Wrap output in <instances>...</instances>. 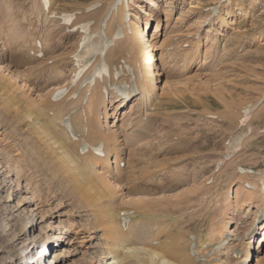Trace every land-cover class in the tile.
Here are the masks:
<instances>
[{
  "label": "rangeland",
  "instance_id": "rangeland-1",
  "mask_svg": "<svg viewBox=\"0 0 264 264\" xmlns=\"http://www.w3.org/2000/svg\"><path fill=\"white\" fill-rule=\"evenodd\" d=\"M110 1H57L76 15L74 21L80 17L79 22L93 24L90 27L86 24L87 29H80V34L68 33L62 24L52 26L45 22L42 19L45 8L36 9L42 6L40 0H0V57L1 47L9 43L8 39H16L13 50L6 53L9 68L0 64V93L7 92L22 100V107L33 99L34 106L53 99L58 103L73 102L90 118L93 130L100 117L92 115L91 110L98 105L103 112L105 104H109V122L98 125L102 133L104 129L123 140L118 164L113 160L101 169V155L95 150L92 153L96 173H103L104 182L97 179L105 196L93 206L86 205L82 196L92 190L86 192L88 187L84 190L83 172L90 175L84 152L75 147L80 172L65 171V165L53 157L55 154L50 150L47 153L44 139L38 138L33 126L17 118L21 109L12 108L0 95V166H3L0 187L5 185L0 192V264H25L27 259L36 258L46 244L52 247L44 264H49L47 257L56 251L62 255L56 264H114L105 258L108 235L93 212L119 209L131 210L133 214L136 210L146 211L160 217L168 214L172 223L182 224L186 229L190 226L195 235L208 238L205 247L198 249L207 264H236L245 256L248 228L264 204V0H127L131 16L126 22L128 29L138 27L148 36L151 44L148 50L154 55L153 74L159 70L157 91L149 107L140 103V94L126 104L123 100L113 101V86L129 81L135 72L137 81L138 64L144 70L150 60H145L146 51L136 53L129 48L135 35L128 40L123 29L122 37L114 38L121 20L119 14L112 17L111 11H107ZM91 3L95 5L83 9ZM215 6L223 14L228 9L237 12L227 24L215 25L217 34L208 33L211 21L206 15ZM103 16L106 21L103 36L100 33L88 40V34H97ZM77 27H80L78 20ZM82 37L91 44V52L96 55L100 52L107 60L111 71L107 81H92L96 57L90 59L86 54L80 63L75 61ZM41 51L43 56L38 54ZM80 54L83 55L79 52L77 58ZM83 62L88 63L87 71L81 74ZM78 70L76 83L72 84ZM110 87L112 91L107 96L104 90ZM58 88L67 90L56 96ZM10 108L16 109L18 115ZM237 108L241 112L245 108L253 110L249 121L231 119L238 113ZM227 109L232 111L230 117ZM243 115L240 113L239 119ZM41 118L46 120V116ZM249 125V134L226 157L227 142L240 137ZM98 146L102 153L105 141L87 142V148ZM58 166L65 172L59 171ZM241 167L247 170L242 171ZM9 170L12 176L4 182ZM18 178L22 184L18 192L29 203L13 215L18 209L16 196L12 195L19 188ZM134 180L138 184L140 181L139 190L142 187L146 190L131 193L128 187ZM9 195L14 205L13 201H6ZM10 203L13 206H8ZM42 215L44 220L40 222ZM29 220L37 222L34 228L27 227ZM216 229L230 233L231 239L221 250L212 252L215 243L224 238L210 241ZM92 233L95 240H90ZM258 236L253 237L255 250L250 264H264V242L256 244ZM57 237L62 240L57 241ZM202 241L196 242L198 247ZM236 249L240 251L237 256ZM34 262L38 263L39 257Z\"/></svg>",
  "mask_w": 264,
  "mask_h": 264
},
{
  "label": "bare ground",
  "instance_id": "bare-ground-1",
  "mask_svg": "<svg viewBox=\"0 0 264 264\" xmlns=\"http://www.w3.org/2000/svg\"><path fill=\"white\" fill-rule=\"evenodd\" d=\"M50 1H51V4L47 9L45 7H43L42 4H41L42 6H36V9L40 10L42 8L43 9L45 8V10H44L45 12L43 13L42 19L44 18L45 22L48 21L52 26L62 24L63 18H65L69 22H71V24L64 26L66 30L67 29L70 30L71 28L77 26V20H78V23L80 24L79 29H81L82 31H85V29H87L85 26L86 24H88V27L93 25V24L92 25L90 24V21H87V22L81 21L82 18H80V17H78V19L74 21V18L76 15L72 14V11L67 9L65 6H61V4H59L57 2L58 0H50ZM114 2H115V0H111L110 4L107 3V5H109L107 8V11H110L112 9V7H114ZM152 2H156V0H153ZM94 5H95V3H91L89 6L83 8V9H87V8L90 9ZM155 5H156V3H154L152 6H155ZM124 6L126 7V10H128V13H129L130 10L128 8V4L126 1L124 3ZM103 7H105V6H103ZM116 9L113 12H111V16L115 17V14H119L120 15L119 20H121V21H118L119 23H118V27H117V34L114 35V38H117L119 30L123 31V29L125 30L124 33L127 36L128 40L133 38V36L135 35L133 40H132L134 44L132 46H129V48L136 51V53H138V51H143V50L146 51L147 56L145 57V60L146 61L150 60V64L149 65L146 64L144 70L140 69V64H138V66H137L138 80L135 81L136 82V88L140 92L139 93L140 94V97H139L140 103L143 104L144 106L149 107V106H151L152 98L155 96L156 91H157V77L156 76L159 74L158 69L156 70V74H153L154 69L151 68V65L154 63L153 62L154 61V55L150 52V50H148V47L151 45L149 43L150 40H149L148 36L143 34V32H140V29L138 27H135V28L131 27V29H128V27H129L128 23L124 22V20H123L124 12H123L122 6H120L118 13H117ZM101 10H102V8H101ZM236 13L237 12L231 11L228 9V10H226V13L223 14L222 9H220L216 14H213V8H210L206 14L207 19H209L211 21V26L208 28V33L216 31L215 33L217 34V30H216L215 25L217 24L219 26H222V25L227 24L228 20L231 17L234 18ZM104 18H105V16H103L100 20V23L98 26L99 30L96 31L97 34L93 35V36L92 35L89 36V34H88L86 36L88 40L91 38L97 37V35L100 36V33L103 32L104 25H106L105 24L106 21H104ZM79 19H81L80 20L81 22H79ZM0 34H1V30H0ZM122 34L123 33H121V36H122ZM101 36H103V33L101 34ZM8 42L9 43H7L6 45H3L1 47L3 54H2V57H0V60H1L0 64H1L2 68H4V67L9 68V66L6 65L7 61L9 60V58L6 57V53L13 50L12 45H13V43L16 42V39H14V38L10 39L9 38ZM90 45L91 44H88V41L84 42L82 44L81 51H79L83 55L81 56V54H80V56H81V57L79 56L80 58H77L74 56L75 57L74 59H76L75 61L77 63H80L81 61L84 60L83 57L86 54H88L86 56H89L88 58H90V59H94V57H96L95 59H98V60H97V63L94 60L95 61L94 64H96V65L94 67L92 66V71H94L93 74H95V76L92 75L93 76L92 81L93 80L98 81L101 79H104L105 81H107L106 79L110 78V74H111L110 69H108V67H107V65H108L107 60L104 59L103 56H101L100 52H99V55H96V52H91L89 50L91 47ZM81 58H83V59H81ZM90 59H86V60L88 61ZM90 61H92V60H90ZM77 63H75V64H77ZM155 67L157 68L156 65H155ZM116 71H117V69H116ZM135 73H134V76L136 75ZM85 79H87V78H85ZM96 79H98V80H96ZM10 80H13V78L11 77ZM1 91H2V89L0 86V92ZM113 93H114V96H113L114 102H116L118 100L119 101L123 100V101H125L124 104H126L127 95L123 96L124 94L120 91H119V93H117L115 91V88L113 90ZM0 95H2V97H5L4 99L6 101H8L9 103H11L12 108L14 107V108L18 109V111L21 109L20 113H19V112H17L16 109L10 108L11 110H16L15 115L17 113H19V115L17 114L18 117L13 115V118L15 116L20 121L23 120L26 122V124L33 126V129L36 132V135L38 136V138H40V140L44 139V141L46 143L45 147H46L47 153H48V150H50L51 154H55V156H53V157L57 158V162L59 164L63 163L65 165V167H63L65 169V171H66V169H68V170L70 169L69 170L70 172H72V170L75 171L77 169L81 170L80 165H79V158L76 154V148L75 147H77L78 150L81 149L82 144L87 141V140H85L86 135H87L86 137H89V140L87 142H91L93 144L100 142V140L105 141L106 146L104 147L102 153L100 154L101 155V161H102L101 165L103 166L101 169H105L108 166L105 164H109L113 160H115L116 164L121 162L120 156H119V152H120V149L122 146L121 143L123 141L121 136L116 135L113 137L112 133L110 134L109 131L106 132V131H104V129H103V133H102L101 132L102 128L99 126V125L105 126L110 120V108L111 107L109 104H105V106L103 108L104 109L103 112L101 110H99L98 105H96L91 110L92 115L100 117L99 122L97 123V125H95L96 130H93L94 125L89 124L90 118H87L86 114L81 112V110H79L74 105L73 102L61 101L58 103V101L56 99H53V100H51V102H47V103L44 102L43 104H39V105L37 104V106H34L36 104V100L33 99V101H31L30 103L29 102L26 103L24 101L25 106L23 105V107H22L20 105L22 103V100H20V101L16 100L14 96L7 95V92L6 93L3 92L2 94L0 93ZM128 95L131 96L132 92L129 93ZM131 98H132V100H131V102H132L133 99H135V97H131ZM92 101L93 102L96 101L94 96L92 98ZM230 105L229 106L227 105L228 109L232 108V106H230ZM241 108H237V109H239L238 113L237 112H236V114L234 113V116L231 118L232 120H239V121L242 120L241 118L239 119V117H238V115L240 113L244 112L243 110L241 112ZM233 109H234V111L236 110L235 108H233ZM7 111H9V110H7ZM47 111H50L51 114L49 113L50 115L49 114L47 115ZM145 111H146V109H145ZM230 111L228 113L229 117H230V115H232V114H230ZM43 116H46L45 121H43L41 118ZM66 118L71 119L72 123L76 124L75 129L71 128L69 131L68 128L63 124V122ZM79 120H81V121H79ZM141 120H143V117L141 118ZM86 151L84 152V155H86V160L88 162L86 164V167L89 169L90 175L88 176V175H86V172H83V174L85 176L84 177L85 179L83 178V180H86V184H85L86 186L84 185L85 186L84 190H86V187H88L86 192L89 191L90 189L92 190V192H91V194L87 193V195L85 193V196H82V194H81V196H82V199H83V197L85 198V201L87 202V203L85 202L86 205L87 204L91 205V204H95L94 202L97 203L98 200H100V201L103 200V198L105 196V195H103V193H101L102 192L101 189L103 188V185L97 179L99 177L104 182V178H103V173L97 174L96 173L97 171L94 169L95 161L92 157V153L94 152V148L92 149L91 147H88ZM48 157H49V155H48ZM56 158H54V159H56ZM58 163H57V165H59ZM2 168H3V166H0V169H2ZM58 168H60V166H58ZM64 169H62V170L64 171ZM62 170L60 168L59 171H62ZM4 171L5 170L3 169V172ZM78 172H80V171H78ZM10 176H12V174H10V170H9L8 174L3 179L4 182H6L7 178ZM70 176L71 175H69V177ZM81 177H83V175ZM75 179L76 178L74 177L73 180H75ZM3 180H1V183H3ZM19 181H20V178L17 179L19 188H17V190L14 191L15 194L14 193L12 194V195L16 196V199L18 201V209L14 210L15 212H13V215H15V213L19 209H21L25 204L29 203L28 200H26L25 196L23 197V195H20V193L18 192L21 190L20 187L22 186V184ZM75 181L80 182L79 179H77ZM71 182H73V181L71 180ZM131 182H132L131 185L129 184L130 182L127 183V186H128V184L130 185L128 188H129V191L131 193L137 194L138 192H144V190H146L145 187H142V189L139 190L140 181H139V184L137 183L138 180H137V182H136V180L131 181ZM4 186L0 187V192L4 189ZM146 187H148V186H146ZM75 188H76V185H75ZM113 190L115 191L116 188L113 187ZM79 191H80V189H79ZM80 192H82V189ZM6 201H8V202L13 201V205H14V199L13 198L11 199L10 195L8 196V199ZM13 205H12V203H10V205H8V206H13ZM91 206H93V205H91ZM24 210H25V208L23 209V211ZM138 210H139V208H138ZM142 210L143 209L141 208V211ZM122 211L123 210L119 209V210H105L102 212L100 211L99 213H97L95 210L93 212L94 217L97 218V216H98V218H99V219L97 218L98 221L96 218L95 219L97 222H99V224L105 230V235H108V237L104 243V251H105L104 254H105V258H108V261L112 260V263H114V264L115 263L116 264H207L208 263V260L206 259L204 254H202V252H199V250L203 249V247H205L206 242L209 240H208V238L207 239L202 238L201 235H199V236L195 235L192 232L191 228H189L190 226L188 227V229H186L187 227L186 228L182 227L181 223H180L181 226L177 223H172L173 220H171V218L168 214H166V216L164 214H162L161 217L164 216V218L163 217L161 218L160 216H158V214L157 215L156 214L155 215L154 214H151V215L146 214L147 213L146 211L138 212L136 210L134 212V214L131 213V210H124L123 212ZM100 213H102L101 215L105 216V217L100 218L101 215L100 216L98 215ZM167 216H169V218ZM159 217L161 219H159ZM259 217L261 219H264V204L260 207V211L256 214L254 220L252 221V223L250 224V226L248 228V235H249L248 239L249 240L244 245V247L246 248L245 252H244L245 256L241 257L240 261H243V260L244 261H251L250 258L252 256H254L253 255V250H255V245L253 243L254 242L253 241L254 235H259L257 238L256 244H260V243L264 242V220L261 223V229H258V231L253 229L254 225L256 224V221L258 220L257 218H259ZM43 220H44V216L42 215L40 222H43ZM36 224H37V222L33 223L31 220H29L27 227L29 226V228H34V225L36 226ZM214 233L211 235V237H209V239L214 238L213 239L214 241H218L220 238L224 237L227 232L226 231L221 232L220 229H216L214 231ZM90 236H91L90 240L96 239L95 233H92ZM54 237H55V235H54ZM56 239H57V241L60 239L62 240L61 237H57ZM201 239L203 240L202 246L196 247L194 245L196 240L198 242H200ZM211 239H210V241H211ZM35 241H37V240H35ZM41 241H42V239H41ZM29 242L32 243V241H29ZM38 242L40 243V241H38ZM46 242H44V243H46ZM31 243H29V244H31ZM44 243H43V245H44ZM34 246L35 245H33L32 248ZM45 246L47 247V245H45ZM214 247H215V245H214ZM252 247L254 249H252ZM61 256H62L61 253H58L56 251L54 255L49 256V258L47 257V259H50L49 264H51L52 262H53V264H56ZM21 257L23 258L24 256L21 255ZM26 258L27 257H25V259ZM44 258H46V254L42 252V255L39 257L38 263L44 264ZM33 262L34 261H32V263ZM249 264H250V262H249Z\"/></svg>",
  "mask_w": 264,
  "mask_h": 264
},
{
  "label": "snow or ice",
  "instance_id": "snow-or-ice-1",
  "mask_svg": "<svg viewBox=\"0 0 264 264\" xmlns=\"http://www.w3.org/2000/svg\"><path fill=\"white\" fill-rule=\"evenodd\" d=\"M117 75L119 76V72L117 73ZM113 87H116L119 90L122 87H126V85H114Z\"/></svg>",
  "mask_w": 264,
  "mask_h": 264
}]
</instances>
